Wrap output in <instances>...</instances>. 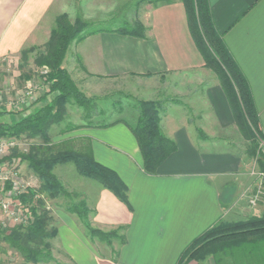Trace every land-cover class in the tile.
Masks as SVG:
<instances>
[{
    "label": "crops",
    "instance_id": "crops-1",
    "mask_svg": "<svg viewBox=\"0 0 264 264\" xmlns=\"http://www.w3.org/2000/svg\"><path fill=\"white\" fill-rule=\"evenodd\" d=\"M209 4L216 29L247 79L264 135V0ZM64 6V0H0V59L10 55L19 60L24 49L44 46ZM137 19L147 29L146 38L99 29L71 44L63 66L91 97L114 90L123 77L135 76L151 81L148 90H139L143 100H180L165 102L160 111L161 128L177 150L156 173L144 171L131 130L138 110L133 122L94 123L91 118L75 132L73 136L92 145L97 161L119 173L129 200L126 205L99 181L81 177L80 189L96 211L91 223L109 231L122 227L125 240L99 251L79 216L62 213L56 238L75 264H177L206 230L240 221L248 212L241 194L256 186L249 177V157L239 146L244 136L220 80L195 45L182 1L144 3ZM44 89L33 106L45 104L40 100ZM255 205L259 209L248 213L260 216L264 202ZM214 250L188 264H264V241L255 238L226 239Z\"/></svg>",
    "mask_w": 264,
    "mask_h": 264
},
{
    "label": "trees",
    "instance_id": "trees-1",
    "mask_svg": "<svg viewBox=\"0 0 264 264\" xmlns=\"http://www.w3.org/2000/svg\"><path fill=\"white\" fill-rule=\"evenodd\" d=\"M149 1L154 5L171 4L174 0H141ZM187 15L188 27L195 45L201 53L205 66L211 69L220 80L231 105L235 121L241 134L248 141L247 154L256 159L259 170L264 174V135L260 129L259 118L245 75L231 55L222 33L214 24L209 0H181ZM86 21L80 18L71 23L67 14H60L55 18L51 36L45 44L43 51L32 46L22 51V59H28L31 52L39 51L35 64L47 66L49 73L44 80L49 84L48 91L40 100L45 104L36 111L29 113L12 125L0 124V135L19 136L29 132L31 135H43L51 124L58 122L64 111L65 104L73 101L86 112L84 119H91L95 107L96 97L88 96L72 78L68 69L63 66L71 44L81 42L88 35L99 30L84 32ZM119 31L126 35L146 38V27L139 20L132 24L126 23ZM54 94L51 99L46 98ZM179 103V100L170 99ZM163 101L138 100L136 109L139 111L137 122L131 127L143 157V169L146 173H156L158 167L177 150L175 141L169 138L161 128V115ZM6 111H4L5 113ZM7 113V112H6ZM3 114V112H2ZM28 162L30 168L42 180L41 191L21 192L17 195L18 201L24 206L31 202V195L49 192L54 197L62 194L70 199L67 211L77 214L81 219L90 237L98 236L101 240L112 244V238L124 242L125 236L119 234L118 229L104 232L94 228L90 216L96 211L92 210L87 199L73 201V195L64 187L61 180L53 172L59 163L73 162L80 175L99 181L108 190L113 192L119 200L129 205L127 185L119 173L96 160L92 145L87 142L79 150L65 149L53 154L30 151L19 155ZM7 189L12 184L7 181ZM30 219L26 224L17 227L8 235L7 240L24 256L25 261L41 264L54 259L51 251L50 239L58 234L57 229H48V222L44 213H39L36 205L29 206ZM255 238L264 241V212L260 216H253L247 220L235 223L221 222L206 230L194 239L183 251L177 264H188L193 259L200 260L215 252V246L226 239Z\"/></svg>",
    "mask_w": 264,
    "mask_h": 264
},
{
    "label": "rangeland",
    "instance_id": "rangeland-1",
    "mask_svg": "<svg viewBox=\"0 0 264 264\" xmlns=\"http://www.w3.org/2000/svg\"><path fill=\"white\" fill-rule=\"evenodd\" d=\"M64 2L65 6L63 9L65 12L60 14H67L71 23H76L79 18L86 21L87 26L84 30L86 33L99 29H118L123 28L126 23L132 24L135 19L138 20L137 12L139 7L144 3H150L149 1L141 0H64ZM38 48L39 51H43L45 45ZM39 51L36 49L33 51L35 53L31 52L28 59L25 60L22 59V54L19 60L10 57V55L0 59V124L12 125L16 120L29 114V112L36 111L42 106V104L33 106L31 97L34 96L39 101L35 92L38 95L40 92H43L44 88L39 87L38 83H40L41 78H45L46 76V74H43V70L47 69L49 73L47 66L35 64ZM117 83L120 85H116L113 88L114 90H109L107 93H98L99 95L96 96L95 107L92 111L90 110L93 113L92 119H94V123H109L120 119L133 122L136 117L137 101L143 100L139 96V90L149 88L151 81L147 79L142 81L135 76H126L118 80ZM31 86L35 91L33 90V94L28 95L31 97L30 101L28 102L24 99L17 102L19 97L27 96V92H24V90L26 91ZM46 86L44 93L48 91L49 84L46 83ZM52 97H54V94L51 95ZM172 97L164 96L160 98V101H163L164 104L170 99L178 100ZM4 111L7 113H4ZM26 111L29 112L26 113ZM85 114L86 112L83 108L73 101H69L65 104L61 119L51 124L47 129L45 135L47 139L43 135L35 136L29 132L21 133L19 136L0 135V143H7L11 138H14L13 140L16 141L15 146H7L6 144L5 148L7 150L5 151V155L0 158V179L4 186L0 187V264H33L26 262L18 249L13 247L7 240L12 230L26 224L30 219V205H36L39 213H44L48 222V229L51 230L57 229V226L62 221V213L68 212L67 206L71 202L69 198L62 194L52 197L49 192L44 191L36 194V196L31 195V202L28 206L19 204L17 198L19 191H41L43 185L42 180L30 168L28 162L22 160L19 155L30 151H36L40 155L41 153L47 155L65 149H81L87 141L82 139V137L73 135H77L75 132H78L90 123L89 120L84 119ZM248 145V141L244 138L239 143L242 151L246 153ZM247 156L251 163L249 177L250 179H255L254 184L256 186L251 191L242 193L241 197L245 203V209L248 212L250 210L251 213L253 209H259L258 205L251 203L254 195H259L258 203L259 201L264 202V179H260L251 173L252 170L259 171V167L254 157L248 154ZM53 172L61 180L64 187L73 195V201H79L86 197L81 190L80 179L82 175L80 176L73 162L59 163L55 165ZM16 173L20 183L19 190H13V188L7 189V181H10L9 179ZM10 182L12 183V181ZM248 212L239 217L240 221L253 217V214L251 215ZM91 225L97 228L92 223ZM101 230L104 232L109 231ZM119 234H123V231L119 230ZM87 237H89L99 251L108 249L115 241L120 243V240L116 238H112V244L109 245L108 241L101 240L98 236L92 238L87 233ZM49 242L51 243V251L55 260L41 264H75L65 253L63 246L56 237L50 239Z\"/></svg>",
    "mask_w": 264,
    "mask_h": 264
},
{
    "label": "built area",
    "instance_id": "built-area-1",
    "mask_svg": "<svg viewBox=\"0 0 264 264\" xmlns=\"http://www.w3.org/2000/svg\"><path fill=\"white\" fill-rule=\"evenodd\" d=\"M48 73V70L47 69H45V70H43V74H47ZM38 86L39 87H41V88H46L47 86H46V82H45V80H44V78H41V81H40V83H38ZM31 88H32V90H31ZM27 90H29V91H27ZM35 91V89L31 86L29 89H26V91L24 90V92H27V96H23L22 98L21 97H19L18 99H17V102H20V100H27L28 102L30 101V98L32 97V102L35 100V98L36 97H34V96H28V95H31V94H33V92L32 91ZM35 95L37 96V94H36V92H35ZM14 138H11V139H9V142H7V143H0V158L2 157V156H4L5 155V151L7 150L6 148H5V146H6V144H7V146H15V140H13ZM263 143V145H264V141L262 142ZM253 175H256V176H258V178H260V179H264V174L259 170V171H254V170H252V172H251ZM18 175H17V173L16 174H14V175H12V177L10 178V177H8V178H10L9 180L10 181H12V187H11V189L13 188V190H19V180H18V177H17ZM3 182H1V179H0V187H4L3 186V184H2ZM22 191H19V193H21ZM18 193V194H19ZM259 193H260V191H259ZM17 194V195H18ZM258 198H259V195L258 194H256V195H254V197H253V199L251 200V203L252 204H255L256 202H257V200H258ZM18 203H19V201H18ZM20 204V203H19Z\"/></svg>",
    "mask_w": 264,
    "mask_h": 264
}]
</instances>
